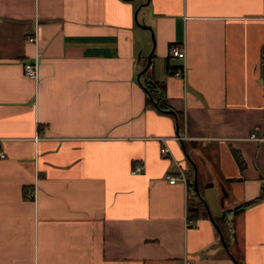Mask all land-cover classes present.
<instances>
[{
	"label": "crops",
	"instance_id": "crops-1",
	"mask_svg": "<svg viewBox=\"0 0 264 264\" xmlns=\"http://www.w3.org/2000/svg\"><path fill=\"white\" fill-rule=\"evenodd\" d=\"M147 79L179 132L147 104ZM252 133L264 135V0H0V264H264ZM191 161L229 251L210 218L189 217L194 187L165 179L195 175Z\"/></svg>",
	"mask_w": 264,
	"mask_h": 264
},
{
	"label": "trees",
	"instance_id": "trees-1",
	"mask_svg": "<svg viewBox=\"0 0 264 264\" xmlns=\"http://www.w3.org/2000/svg\"><path fill=\"white\" fill-rule=\"evenodd\" d=\"M174 46L171 45L170 47V54H171V49ZM172 56V55H171ZM182 66H180L179 68H181ZM170 66L168 63L166 65V69L169 70V73L171 74H175V72L179 69ZM150 67L148 68V70L143 73L142 76L146 75L149 72ZM143 87L145 88L146 94H147V104L153 106L158 112L163 113V114H169L171 115L172 113H169L167 111H173L176 115H177V120H178V126L179 129L182 128V121H183V117L182 114L179 113L178 111L173 110V108L171 106H169V104L166 102V92L165 89L163 88L162 84L158 83L155 80L152 79H147L143 82ZM149 96L152 97V99L154 100V102L157 103L158 107H155L153 102L150 100ZM173 115V114H172ZM231 154L236 162V164L238 165L240 170H243L244 167L246 166L244 158L241 154L240 151L238 150H231ZM188 181V185L192 188L194 187V174L193 171L191 172L190 176L187 179ZM196 193H194L195 195ZM197 200H191L188 202V212H189V217L190 218H199V217H206V218H210L209 217V213L207 211V207L206 204L201 196V194H196ZM262 198V194L261 196H259L258 198H256L253 201H250L244 205H240L237 208H235L234 213H238L240 212L242 209L251 206L252 204L258 202L260 199ZM214 218V217H213ZM225 219V217H224ZM216 224L218 226L221 227L222 229V224H224L222 221V219H218V218H214ZM237 264H242L241 261H236Z\"/></svg>",
	"mask_w": 264,
	"mask_h": 264
},
{
	"label": "built area",
	"instance_id": "built-area-1",
	"mask_svg": "<svg viewBox=\"0 0 264 264\" xmlns=\"http://www.w3.org/2000/svg\"><path fill=\"white\" fill-rule=\"evenodd\" d=\"M28 41L31 43H36L37 37L36 35L30 36L28 38ZM171 55L173 57H176L181 60H185L186 57V50L183 45H175L171 49ZM38 68H39V62L38 59H34L33 61L26 62L24 64V73L25 75L33 80L38 79ZM186 69L185 66L182 65L181 68H179L176 72L175 75L179 77H185ZM250 140L262 143L264 142V135H257L256 133H252L249 136ZM161 153L163 155H167L169 153L168 148L163 144V147L161 148ZM0 158H5V154L0 152ZM144 167L142 165H137L132 171V174H140L143 173ZM165 179L170 183V184H175L179 181L183 182L185 185H188L187 177L181 167L177 166L176 173L169 172L165 175ZM192 194H194V190L189 189ZM33 192L30 193V196H33ZM184 264H192L191 260L188 258L184 259Z\"/></svg>",
	"mask_w": 264,
	"mask_h": 264
},
{
	"label": "water",
	"instance_id": "water-1",
	"mask_svg": "<svg viewBox=\"0 0 264 264\" xmlns=\"http://www.w3.org/2000/svg\"><path fill=\"white\" fill-rule=\"evenodd\" d=\"M146 28L150 29L149 27H146ZM150 30H151V29H150ZM151 62H152V56L148 57L147 64H146L145 67L142 69V71L138 74V78H140L141 74L145 73V72L148 70V68H149L150 65H151ZM149 98H150V100L153 102L154 106H155V107H158V106H157V103L154 102V100L152 99V97L149 96ZM167 112L172 113V114L175 116L176 126H177V132H179V126H178L177 115H176L173 111H167ZM183 148H184V147H183ZM191 162H192V161H191ZM192 163H193V162H192ZM193 165H194V167H195V175H194V190H195V193H196V194H200V192H199V187H198L197 169H196V166H195L194 163H193ZM205 204H206V203H205ZM206 207H207V211H208V213H209L210 220H211L212 223L215 225V227H216L218 233L220 234L221 242H222V244H223V247L226 249V251H229L228 245H227V243L225 242V239H224V237H223V235H222V233H221V230H220L219 226L216 224V222H215L213 216L211 215V213H210V211H209V208H208L207 204H206ZM232 258L234 259L233 256H232Z\"/></svg>",
	"mask_w": 264,
	"mask_h": 264
},
{
	"label": "rangeland",
	"instance_id": "rangeland-1",
	"mask_svg": "<svg viewBox=\"0 0 264 264\" xmlns=\"http://www.w3.org/2000/svg\"><path fill=\"white\" fill-rule=\"evenodd\" d=\"M204 191V190H203ZM207 198H208V200L211 202V206H214V204H213V192H207ZM217 207V206H216ZM213 212H214V210H212ZM215 212H217V211H215Z\"/></svg>",
	"mask_w": 264,
	"mask_h": 264
}]
</instances>
